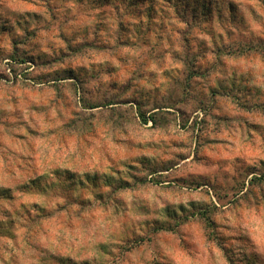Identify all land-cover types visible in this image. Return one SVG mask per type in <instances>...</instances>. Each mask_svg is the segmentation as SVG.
<instances>
[{
	"label": "rangeland",
	"instance_id": "rangeland-1",
	"mask_svg": "<svg viewBox=\"0 0 264 264\" xmlns=\"http://www.w3.org/2000/svg\"><path fill=\"white\" fill-rule=\"evenodd\" d=\"M0 264H264V0H0Z\"/></svg>",
	"mask_w": 264,
	"mask_h": 264
}]
</instances>
